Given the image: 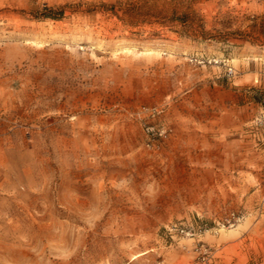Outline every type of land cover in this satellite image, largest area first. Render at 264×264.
<instances>
[{
    "label": "rangeland",
    "instance_id": "374dc122",
    "mask_svg": "<svg viewBox=\"0 0 264 264\" xmlns=\"http://www.w3.org/2000/svg\"><path fill=\"white\" fill-rule=\"evenodd\" d=\"M0 264H264V0H0Z\"/></svg>",
    "mask_w": 264,
    "mask_h": 264
},
{
    "label": "built area",
    "instance_id": "2783aa9c",
    "mask_svg": "<svg viewBox=\"0 0 264 264\" xmlns=\"http://www.w3.org/2000/svg\"><path fill=\"white\" fill-rule=\"evenodd\" d=\"M228 73L231 74L232 73V70H229Z\"/></svg>",
    "mask_w": 264,
    "mask_h": 264
}]
</instances>
